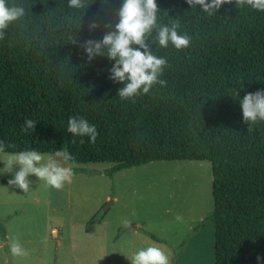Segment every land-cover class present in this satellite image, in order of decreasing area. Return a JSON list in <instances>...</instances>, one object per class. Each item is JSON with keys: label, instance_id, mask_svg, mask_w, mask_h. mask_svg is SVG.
<instances>
[{"label": "trees", "instance_id": "trees-1", "mask_svg": "<svg viewBox=\"0 0 264 264\" xmlns=\"http://www.w3.org/2000/svg\"><path fill=\"white\" fill-rule=\"evenodd\" d=\"M0 152L207 160L214 264H264V0H0Z\"/></svg>", "mask_w": 264, "mask_h": 264}, {"label": "rangeland", "instance_id": "rangeland-1", "mask_svg": "<svg viewBox=\"0 0 264 264\" xmlns=\"http://www.w3.org/2000/svg\"><path fill=\"white\" fill-rule=\"evenodd\" d=\"M112 166L0 152V181L14 178L0 184V264H173L180 249L169 243H186L212 210L211 163L152 161L109 176ZM201 224L207 243L195 264H214L213 224Z\"/></svg>", "mask_w": 264, "mask_h": 264}, {"label": "crops", "instance_id": "crops-1", "mask_svg": "<svg viewBox=\"0 0 264 264\" xmlns=\"http://www.w3.org/2000/svg\"><path fill=\"white\" fill-rule=\"evenodd\" d=\"M203 227L204 226L201 224V226L196 231H193V233L191 234V236L189 237L187 242L183 245V247H181V249L178 253V256L175 259V264H195V262L198 261L197 258L194 256H200L203 253V250L206 249L205 243H207V240L203 237V234H202ZM128 229L136 231L138 229V226H136L135 229H133V228H128ZM155 237L158 238L160 241L168 242L167 240L161 239L160 237H157V236H155ZM151 240L155 243L157 242V241H154L153 239H151ZM210 240H211V244H212L214 242L213 237ZM212 240H213V242H212ZM180 243L181 242H179V241L176 244L169 243L170 249H171V247H174ZM189 254H193V257L187 259L186 256L188 257Z\"/></svg>", "mask_w": 264, "mask_h": 264}, {"label": "water", "instance_id": "water-1", "mask_svg": "<svg viewBox=\"0 0 264 264\" xmlns=\"http://www.w3.org/2000/svg\"><path fill=\"white\" fill-rule=\"evenodd\" d=\"M129 228H133V229H135V226H129Z\"/></svg>", "mask_w": 264, "mask_h": 264}]
</instances>
